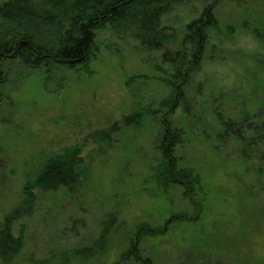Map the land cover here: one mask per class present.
Returning a JSON list of instances; mask_svg holds the SVG:
<instances>
[{
	"label": "rangeland",
	"instance_id": "374dc122",
	"mask_svg": "<svg viewBox=\"0 0 264 264\" xmlns=\"http://www.w3.org/2000/svg\"><path fill=\"white\" fill-rule=\"evenodd\" d=\"M211 2L220 27L208 30L203 61L186 89L189 113L177 107L171 115L172 125L185 131L177 160L199 172L207 202L197 222L140 243L154 264H264V169H258L264 149L252 151L253 160L243 158L235 139L220 140L217 120V110L235 117L248 110L264 120V0H179L161 24L181 35ZM95 33L87 65L45 72L18 61L6 63L0 100V217L21 197L27 174L47 156L79 144L89 167L78 192L39 193L33 214L21 219L25 245L11 264H28L30 254L45 257L87 242L115 211L113 229H118L104 257L111 264L125 250L128 228L144 221L161 224L172 211L188 208L180 189L165 192L143 183L159 157L156 118L143 116L139 126L117 124L113 146L103 154L89 138L130 113L135 103L153 108L171 91L159 79V68H168L160 51L147 50L108 26ZM218 259L221 263H214ZM127 264L139 263L131 259Z\"/></svg>",
	"mask_w": 264,
	"mask_h": 264
},
{
	"label": "trees",
	"instance_id": "16d2710c",
	"mask_svg": "<svg viewBox=\"0 0 264 264\" xmlns=\"http://www.w3.org/2000/svg\"><path fill=\"white\" fill-rule=\"evenodd\" d=\"M178 1L6 0L0 4V100L7 62L18 61L25 67L45 72L53 71L57 66L87 65L95 47V32L105 26L116 33L132 36L147 50L160 51L161 62L168 66L165 70L159 68L162 69L159 79L170 86L171 91L158 101L156 107L137 102L130 113L105 128L94 130L89 138L103 154L113 146L117 124L139 126L143 116L144 119L156 118L160 136L155 150L159 157L153 160L143 183L149 182L165 192L173 187L180 189L188 208L172 211L161 224L144 221L128 228L123 239L125 250L111 264H127L131 259L139 264H154L152 255H143L140 243L161 239L175 226L197 222L207 202L208 190L199 172L177 160L175 151L183 142L185 131L172 125L171 115L177 107L189 113L186 89L203 61L208 30L218 29L220 25L212 2L186 24L181 35L162 25L163 15ZM258 35L262 36L259 30ZM131 81L132 77L129 78ZM217 120L222 128L218 133L220 140L235 139L238 153L243 158L253 160L254 153L261 147L264 149V120L255 113L244 110L235 117L217 110ZM262 160L259 170L264 169ZM88 177L89 167L79 144L47 156L39 168L29 172L21 197L0 217V264H11L20 257L25 245L21 219L33 214L39 193L72 195L81 189ZM116 222L115 211H111L101 221L97 235L87 242L45 257L36 258L30 254L25 261L28 264H105L104 257L118 229H113ZM15 227L20 228L17 235ZM217 262L221 263L220 259L214 263Z\"/></svg>",
	"mask_w": 264,
	"mask_h": 264
}]
</instances>
